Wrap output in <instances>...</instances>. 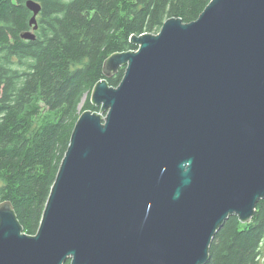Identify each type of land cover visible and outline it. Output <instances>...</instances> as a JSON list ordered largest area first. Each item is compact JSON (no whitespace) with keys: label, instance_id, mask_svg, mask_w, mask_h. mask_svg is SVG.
<instances>
[{"label":"water","instance_id":"water-1","mask_svg":"<svg viewBox=\"0 0 264 264\" xmlns=\"http://www.w3.org/2000/svg\"><path fill=\"white\" fill-rule=\"evenodd\" d=\"M25 5L34 40L41 5ZM130 42L103 62L36 233L0 202V264H205L264 199V0H210Z\"/></svg>","mask_w":264,"mask_h":264},{"label":"trees","instance_id":"trees-1","mask_svg":"<svg viewBox=\"0 0 264 264\" xmlns=\"http://www.w3.org/2000/svg\"><path fill=\"white\" fill-rule=\"evenodd\" d=\"M25 1L0 0V202L34 235L78 116L100 111L91 92L104 60L136 50L132 35L155 34L170 17L195 20L210 0H35L34 40L20 37L32 15ZM123 74L106 80L116 87ZM263 248L264 199L249 221L227 218L205 264H264Z\"/></svg>","mask_w":264,"mask_h":264},{"label":"rangeland","instance_id":"rangeland-1","mask_svg":"<svg viewBox=\"0 0 264 264\" xmlns=\"http://www.w3.org/2000/svg\"><path fill=\"white\" fill-rule=\"evenodd\" d=\"M81 107V105L79 106V108ZM0 185H1V181H0ZM263 252H264V248H263ZM263 257H264V254H263Z\"/></svg>","mask_w":264,"mask_h":264}]
</instances>
